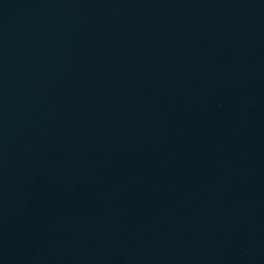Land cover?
Listing matches in <instances>:
<instances>
[{
  "label": "water",
  "instance_id": "obj_1",
  "mask_svg": "<svg viewBox=\"0 0 264 264\" xmlns=\"http://www.w3.org/2000/svg\"><path fill=\"white\" fill-rule=\"evenodd\" d=\"M0 264H264V0H0Z\"/></svg>",
  "mask_w": 264,
  "mask_h": 264
}]
</instances>
